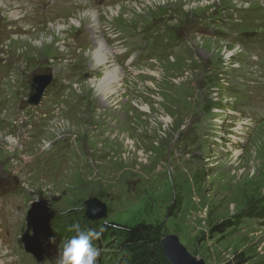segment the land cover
<instances>
[{"label": "rangeland", "instance_id": "rangeland-1", "mask_svg": "<svg viewBox=\"0 0 264 264\" xmlns=\"http://www.w3.org/2000/svg\"><path fill=\"white\" fill-rule=\"evenodd\" d=\"M0 2V264H58L61 228L96 221L153 226L150 264H172L166 241L196 264H264V0Z\"/></svg>", "mask_w": 264, "mask_h": 264}, {"label": "trees", "instance_id": "trees-1", "mask_svg": "<svg viewBox=\"0 0 264 264\" xmlns=\"http://www.w3.org/2000/svg\"><path fill=\"white\" fill-rule=\"evenodd\" d=\"M80 225L82 229L92 228L97 231L102 230L100 238L93 241L96 247L116 237L115 239L118 240L116 243L117 252L114 258L107 259V262L110 264H150L144 242L148 239V236L153 235V231H155V235H160V232L150 225L139 224L129 227L107 222L100 223L98 221L89 225L86 223H80ZM69 233V229L64 230L63 228L59 232L61 237L69 235ZM71 234L74 235L75 233Z\"/></svg>", "mask_w": 264, "mask_h": 264}, {"label": "clouds", "instance_id": "clouds-1", "mask_svg": "<svg viewBox=\"0 0 264 264\" xmlns=\"http://www.w3.org/2000/svg\"><path fill=\"white\" fill-rule=\"evenodd\" d=\"M69 231L75 234L65 239L60 247L58 264H96L99 250L93 241L100 238L102 230L82 229L77 222L70 226Z\"/></svg>", "mask_w": 264, "mask_h": 264}, {"label": "bare ground", "instance_id": "bare-ground-1", "mask_svg": "<svg viewBox=\"0 0 264 264\" xmlns=\"http://www.w3.org/2000/svg\"><path fill=\"white\" fill-rule=\"evenodd\" d=\"M133 0H128V2H132ZM145 1H148V0H145ZM149 1H155V0H149ZM186 1V0H185ZM188 1V0H187ZM190 1V0H189ZM77 5H80L81 7L86 5L84 4L83 2H80V1H76ZM158 2V1H157ZM148 3V2H147ZM2 3L0 2V5ZM53 5V3H52ZM77 5L76 8H77ZM137 5V4H136ZM80 7V8H81ZM107 7V6H106ZM120 7V6H118ZM148 9V8H146ZM105 10V9H104ZM115 10H113L112 8L109 9V13H112L114 12ZM84 12V11H83ZM79 14V13H78ZM87 17L90 16V18L93 19V29H92V32L95 34V38H96V33L99 31V29H101V25H100V21H99V17L98 15L96 14L95 11H92L91 12H88L86 14ZM19 17V14L18 12H12L9 14V18H12V19H16ZM79 17V16H78ZM76 19V18H75ZM72 23L74 22V26L75 25H81L80 23V20H73L71 21ZM56 28L58 30H61V25L60 23H58V25L56 26ZM102 38V37H100ZM95 41V40H93ZM95 45V48L93 50L90 51V54L93 56V58L97 61V64H99V66L103 65L104 68H105V75H104V79L103 81H101V83L99 84V90L102 92L103 96H106V94H114L116 88H115V83L117 81V74L119 73V69L118 68H114V69H111V70H108V67H106V63H108V60L112 57V52L110 51V49H108V46L106 45V43L104 42V40H98L96 41L95 43H93ZM111 62V61H110ZM101 68V67H100ZM104 70V69H103ZM111 92V93H109ZM260 159V158H259ZM196 264V262H194Z\"/></svg>", "mask_w": 264, "mask_h": 264}, {"label": "water", "instance_id": "water-1", "mask_svg": "<svg viewBox=\"0 0 264 264\" xmlns=\"http://www.w3.org/2000/svg\"><path fill=\"white\" fill-rule=\"evenodd\" d=\"M52 78L53 77L51 74L34 77L33 81L30 84L31 93L25 104L29 106H36L47 87L51 84ZM99 217L100 215L97 218ZM163 245L166 250L168 260L172 264H195L193 260L185 256L181 250H179L174 244L170 243L169 241L164 242Z\"/></svg>", "mask_w": 264, "mask_h": 264}, {"label": "flooded vegetation", "instance_id": "flooded-vegetation-1", "mask_svg": "<svg viewBox=\"0 0 264 264\" xmlns=\"http://www.w3.org/2000/svg\"><path fill=\"white\" fill-rule=\"evenodd\" d=\"M51 75H52V74H51ZM52 77H53V75H52ZM52 81H53V78H52ZM50 85H51V84H50ZM50 85H49V86H50ZM49 86H48V87H49ZM48 87H47V88H48ZM43 97H44V95L41 97L39 103H38L36 106H31V107H38V106L41 104V101H42ZM28 98H29V96H28ZM27 106H29V105H27ZM22 203H24V202H22Z\"/></svg>", "mask_w": 264, "mask_h": 264}]
</instances>
